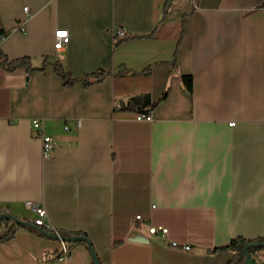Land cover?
<instances>
[{"label":"crops","instance_id":"1","mask_svg":"<svg viewBox=\"0 0 264 264\" xmlns=\"http://www.w3.org/2000/svg\"><path fill=\"white\" fill-rule=\"evenodd\" d=\"M165 1L0 0V53L33 68L0 66V210L31 222L25 203L42 206L44 225L85 236L99 264H225L213 249L264 235V0H168L163 17ZM32 120L55 142L45 158ZM0 264L92 258L19 231Z\"/></svg>","mask_w":264,"mask_h":264},{"label":"trees","instance_id":"2","mask_svg":"<svg viewBox=\"0 0 264 264\" xmlns=\"http://www.w3.org/2000/svg\"><path fill=\"white\" fill-rule=\"evenodd\" d=\"M168 8V0L165 1L162 7V16L166 15V10ZM162 17V18H163ZM161 18V19H162ZM0 66L6 71H11L18 68H23L27 71L33 70L30 67V61L27 58H17L11 61H7L6 58L0 53ZM53 70L57 73L58 76L64 80L65 85L71 84L70 80H67V76L62 70L58 67V64H52ZM95 77L96 81L99 82L105 76L104 73L100 72L98 74H90L86 75L83 78L84 84H89L87 82L89 77ZM181 85L184 89L189 92L190 91V79L189 77H181L180 78ZM164 97V94L156 100L155 102L151 103L148 106V109L154 108L157 103ZM19 231H29L32 233L37 234L41 238L58 240L61 243H65L64 240L71 239V238H79V241L72 243L73 244H83L87 250H93L90 243L88 242L87 238L80 233L75 232H65L59 230H50L44 227H37L31 224L26 220L18 219L12 216L5 210H0V243L6 242L14 237V235ZM66 244V243H65ZM248 246L247 253L249 255V262L248 264H253L252 256L255 252L264 249V235L257 238L252 239H244L241 237H235L229 241L227 245L221 248H215L212 252L217 251H224L230 253V259L225 264H242L244 261V255L242 253L243 247ZM58 254L54 253L51 257L55 258ZM97 263L99 264L98 260ZM92 264L93 261H92Z\"/></svg>","mask_w":264,"mask_h":264},{"label":"built area","instance_id":"3","mask_svg":"<svg viewBox=\"0 0 264 264\" xmlns=\"http://www.w3.org/2000/svg\"><path fill=\"white\" fill-rule=\"evenodd\" d=\"M25 12H26V8H23V13H25ZM114 36L116 38L118 37L121 39L124 37V31L123 30H117L114 33ZM3 39H4V36L0 35V42ZM66 43H67V35H66V32L64 30H58V31L53 33L52 50H54V51L61 50ZM150 119L151 118H150V115L148 113L144 114V115L137 113L134 117V120L136 122H149ZM39 126L40 125H39L37 120H32L31 127L33 129L37 130L36 136L40 142L41 156L43 158H45V157L49 156L51 151L54 149L55 142L49 136L43 135L39 130ZM25 206L34 213V218H32L31 224H33L34 226H37V227H44L46 229H49L44 225V222H43L45 212H44L42 206H39L36 203H32V202H26ZM135 221H137V222L140 221L139 216H135ZM147 233H148V235L159 236V237L163 238V237H165L167 230H166V228H164L162 226L151 225L148 222ZM183 249L185 251H189L188 246H184ZM68 258H69V249L67 246L62 244L61 245V251L59 252V254L54 259L59 263H63L65 261H67Z\"/></svg>","mask_w":264,"mask_h":264},{"label":"water","instance_id":"4","mask_svg":"<svg viewBox=\"0 0 264 264\" xmlns=\"http://www.w3.org/2000/svg\"><path fill=\"white\" fill-rule=\"evenodd\" d=\"M77 241H79V238H71V239H66V240H64L65 243H75V242H77ZM247 249H248V246H245V247H243V249H242V253H243V255H244V261L242 262V264H248V262H249V255H248V253H247ZM89 253H90V255H91V258H92L93 263H94V264H98V263H97V258H96V256H95L93 250H89Z\"/></svg>","mask_w":264,"mask_h":264}]
</instances>
